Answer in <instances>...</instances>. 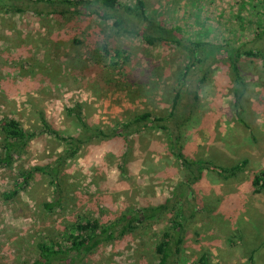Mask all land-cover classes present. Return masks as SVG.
<instances>
[{
  "label": "rangeland",
  "instance_id": "1",
  "mask_svg": "<svg viewBox=\"0 0 264 264\" xmlns=\"http://www.w3.org/2000/svg\"><path fill=\"white\" fill-rule=\"evenodd\" d=\"M143 1L148 16L183 37L253 47L254 58L239 64L238 108L226 65L212 70L196 99L180 93L179 106L191 111L176 130L177 146L196 164L193 173L180 165L166 131L152 123L126 137H92L86 126L109 130L143 110L175 129L179 118L168 113L185 63L181 51L116 33L110 22L62 21L38 0H0V117L28 130L43 117L59 133L82 140L67 156L64 143L40 134L17 148L11 166L0 164V264L31 263L38 242H61L75 222L105 226L123 212L161 203L158 217L102 244L84 264H156L154 245L173 222L181 224L180 264H197L202 254L207 264H246L247 255L264 264V190L253 193L251 185L253 174L264 172V0ZM96 44H107L111 53L103 56ZM1 141L0 134V157ZM207 159L246 164L221 179L200 167ZM52 166L59 193L48 173ZM24 171H33L26 185L3 199ZM57 195V205L44 209Z\"/></svg>",
  "mask_w": 264,
  "mask_h": 264
},
{
  "label": "trees",
  "instance_id": "2",
  "mask_svg": "<svg viewBox=\"0 0 264 264\" xmlns=\"http://www.w3.org/2000/svg\"><path fill=\"white\" fill-rule=\"evenodd\" d=\"M9 2V0H2ZM13 4L15 0H10ZM32 1V0H27ZM42 2L48 9V12L56 18L69 20L72 17L81 19H96L99 22H110L116 33L129 34L138 38L146 45H172L181 51L182 57L185 59L183 69L180 74V82L175 94L171 100L170 111L168 116H178L179 123L172 122L173 129L168 124H160L162 120L156 117L149 110L133 113L131 120L126 123H118L116 127L104 130L99 127H85V131L90 133L92 137L98 139L110 136L126 137L128 132L139 133L147 123L157 125V127L165 130L171 141L172 152L178 159L180 165L188 172H196V168L181 153L178 144V131L181 121L186 118L188 112L186 107L179 106L180 93L182 91L192 92L193 100L197 98V94L201 85L208 80L212 70L227 66L230 71L235 88L233 90L234 106L238 108V104L243 94V80L240 75V62L243 59L254 58L255 53L251 50V46H230L228 44H220L205 39H193L183 37L174 28L168 27L155 18L150 17L146 13V5L143 0H134L132 5L122 4L119 0H38ZM17 11H21L18 7ZM100 30H98L99 32ZM97 35V29L94 31ZM93 36V35H92ZM94 37V36H93ZM95 38V37H94ZM97 42V40H96ZM98 43V42H97ZM99 51L103 52V56L109 55L111 49L107 44H96ZM247 47V48H246ZM116 50V49H115ZM114 50V51H115ZM118 56V51H115ZM95 59V58H94ZM96 65V64H95ZM96 67V66H95ZM53 81V80H52ZM51 81V82H52ZM71 109V108H70ZM69 109V111H71ZM80 113V112H79ZM79 113L77 115H79ZM185 116V117H184ZM81 121V120H80ZM175 121V120H174ZM41 125L36 129L28 130L22 127L18 120L2 116L0 117V134L2 136V155L0 164L5 167L11 166L14 156L18 153L17 148L25 145V143L40 134H46L55 140L64 143L67 146V156H72L82 140L72 135H63L56 129L52 128L48 122L42 117ZM83 125V123H81ZM246 160H242L230 166L214 164L212 160H200V167L206 168L216 173L221 179H229L237 175L238 171L244 167ZM196 166V164H194ZM58 168L52 166L48 173L51 177V184L55 193H59ZM33 171L20 172L22 177L20 182L14 183L13 188L3 194V199H9L16 194L21 187L25 186ZM252 192L256 193L264 190V172L258 171L253 174L251 179ZM59 195L54 201L43 203V207L49 210L57 205ZM165 208L164 204L148 205L137 207L128 212H123L112 223L101 226L96 220L78 221L72 224L71 231L61 241L55 243H47L40 241L36 244L37 255L29 264H84V257L92 251L99 248L104 243H109L120 239L131 233L136 228V223H143L158 217L159 213ZM171 229L165 230L161 240L154 245V253L158 257L156 264H180L179 254L183 248L182 239L179 236L181 224L172 223ZM197 264H207L206 254H202ZM24 264V263H22ZM246 264H253L252 256H246Z\"/></svg>",
  "mask_w": 264,
  "mask_h": 264
}]
</instances>
